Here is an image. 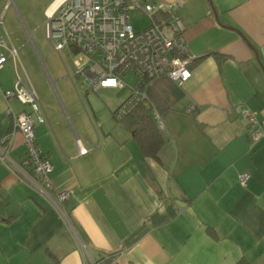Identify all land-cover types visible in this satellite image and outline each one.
Listing matches in <instances>:
<instances>
[{"label":"crops","instance_id":"obj_1","mask_svg":"<svg viewBox=\"0 0 264 264\" xmlns=\"http://www.w3.org/2000/svg\"><path fill=\"white\" fill-rule=\"evenodd\" d=\"M58 1L0 0V39L35 59L25 32L34 44L35 17ZM142 1L180 2L199 56L183 84L167 76L146 83V104L162 123L158 159L113 115L125 90L102 88L98 97L85 89L81 105L75 62L73 72L53 62L43 72L35 61L49 118L36 127L37 142L54 166L52 194L70 193L61 205L72 225L20 178L32 167L23 166L14 114L31 109L4 92L30 77L18 51L0 69V147L8 156L0 157V264H86L106 255L115 264H264V135L253 142L242 115L248 106L264 121V0Z\"/></svg>","mask_w":264,"mask_h":264},{"label":"built area","instance_id":"obj_2","mask_svg":"<svg viewBox=\"0 0 264 264\" xmlns=\"http://www.w3.org/2000/svg\"><path fill=\"white\" fill-rule=\"evenodd\" d=\"M9 4L7 5V7ZM180 2L142 0H59L47 13L43 25L46 38L59 54L68 50L73 55H84L87 60H75L76 75L82 84L93 91L102 88L130 89L125 103L116 111L118 119L132 110L137 103L146 100L145 86L148 81L167 76L183 84L192 76L191 65L198 55L191 52L185 36L186 24L179 8ZM141 11L149 18L142 30L136 31L130 20L133 11ZM10 57H17V49L9 38L0 39V69ZM139 78L134 86L125 81L128 75ZM6 99L16 98L30 106V112L14 114V130H19L27 148L20 178L30 183L65 219L70 222L62 203L70 196L69 191H57L51 177L54 169L50 159L38 145L35 133L40 124L49 123L47 113L30 80L18 77L14 88L4 92ZM12 109L9 107V113ZM249 125L253 142L260 140L263 122L250 107L242 110ZM160 122V121H159ZM159 128L162 123H158ZM10 136L4 138L7 141ZM88 149H80L85 154ZM0 157L8 159L0 147ZM249 172L239 174V181L246 186ZM72 225V224H71ZM86 264H115L113 255L100 261L89 259Z\"/></svg>","mask_w":264,"mask_h":264},{"label":"rangeland","instance_id":"obj_3","mask_svg":"<svg viewBox=\"0 0 264 264\" xmlns=\"http://www.w3.org/2000/svg\"><path fill=\"white\" fill-rule=\"evenodd\" d=\"M29 1H34V0H29ZM11 11H14L13 6L11 7L8 15L4 17V25L9 32H11V31H10V28L8 27L7 20H8V16L12 13ZM35 18L38 19V21H36V23L34 24L33 29L31 28L32 40H33L34 44L30 41V37H28L27 33L25 32L27 44L30 46L31 50L33 51L35 59L32 57V60H29V58H28L29 56L25 55V51L27 50V47L21 48L17 51H18L20 61L22 62V64L25 66V68L27 70V73L30 77V80H31L33 87L35 88V90H37L38 75H37V72L35 69V63H36L35 61L38 62V64L40 65L43 72H44L43 65H45L47 67V65L49 66V64L52 62L62 65L63 68H64V64H65L68 67L69 71L73 72L74 71V63L73 62L75 60L85 62L87 60V58L84 55H76L75 56V55L71 54L69 51L61 52V55L59 53H57V51L54 50L53 45L46 38L44 29L42 26L43 23H45V21L47 19V14L45 16L43 14H39ZM17 20L19 21L21 28L24 29V26L21 23V21L19 20L18 16H17ZM148 20H149V18L144 13H142L141 11L137 10V11H133L131 13L130 22L136 31L142 30L145 26H147L149 23ZM0 33H2V30L0 31ZM33 63H34V67H33ZM75 79H77V86L81 91L76 92V88H74V93H75L77 100H79V102L81 104L80 98H82V96H83L82 94H84L86 88L82 84V81H80L76 76H75ZM138 80H139L138 77L130 74L126 77L125 81H127L130 84V86L132 87L137 83ZM91 92L94 93V95L100 97V93L96 94L95 91H91ZM79 93L81 94L80 98L78 96ZM118 93H120V94L116 97L125 98V96L127 94L128 95L130 94V89L127 88V89H125V91L118 92ZM114 94H117V91H115ZM85 103L87 104L86 99H85ZM103 103L106 106L104 99H103ZM105 108L108 109V107H105Z\"/></svg>","mask_w":264,"mask_h":264},{"label":"trees","instance_id":"obj_4","mask_svg":"<svg viewBox=\"0 0 264 264\" xmlns=\"http://www.w3.org/2000/svg\"><path fill=\"white\" fill-rule=\"evenodd\" d=\"M86 89L87 92L93 91L88 88ZM95 92H99V90ZM128 97L114 111L113 115L115 118H117L116 111L125 103ZM118 120L130 128L132 136L139 142L145 154L158 159V155L164 146V138L161 134L158 123L155 122L150 106L146 104V100L137 103L132 110Z\"/></svg>","mask_w":264,"mask_h":264},{"label":"water","instance_id":"obj_5","mask_svg":"<svg viewBox=\"0 0 264 264\" xmlns=\"http://www.w3.org/2000/svg\"><path fill=\"white\" fill-rule=\"evenodd\" d=\"M198 58H199V56H198Z\"/></svg>","mask_w":264,"mask_h":264},{"label":"bare ground","instance_id":"obj_6","mask_svg":"<svg viewBox=\"0 0 264 264\" xmlns=\"http://www.w3.org/2000/svg\"><path fill=\"white\" fill-rule=\"evenodd\" d=\"M137 77V76H136Z\"/></svg>","mask_w":264,"mask_h":264}]
</instances>
